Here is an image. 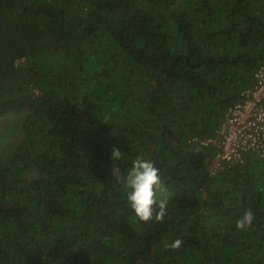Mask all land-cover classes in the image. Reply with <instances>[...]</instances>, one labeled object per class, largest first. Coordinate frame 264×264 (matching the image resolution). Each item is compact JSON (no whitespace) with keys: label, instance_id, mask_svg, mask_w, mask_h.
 <instances>
[{"label":"trees","instance_id":"1","mask_svg":"<svg viewBox=\"0 0 264 264\" xmlns=\"http://www.w3.org/2000/svg\"><path fill=\"white\" fill-rule=\"evenodd\" d=\"M263 64L264 0H0V264H264V153L199 141ZM137 157L163 221L112 175Z\"/></svg>","mask_w":264,"mask_h":264},{"label":"clouds","instance_id":"2","mask_svg":"<svg viewBox=\"0 0 264 264\" xmlns=\"http://www.w3.org/2000/svg\"><path fill=\"white\" fill-rule=\"evenodd\" d=\"M262 66L264 64L259 66L256 73ZM257 84V80L252 85L248 84L242 90L240 99L227 107L222 124L226 123L233 127H249L254 123H264V95L261 97L252 90ZM227 113L230 115L229 118ZM208 137L210 136L204 138ZM121 157L120 149L113 148L111 153L113 164ZM112 175L129 190L127 203L139 221L147 223L164 220L168 201L158 197V193L165 190V184L160 169L154 161L137 157L126 173L117 166L112 168ZM254 218L253 211L248 209L237 220L236 227L240 230H247L252 227ZM181 244L182 240L177 239L166 247L175 250L179 249Z\"/></svg>","mask_w":264,"mask_h":264},{"label":"built area","instance_id":"3","mask_svg":"<svg viewBox=\"0 0 264 264\" xmlns=\"http://www.w3.org/2000/svg\"><path fill=\"white\" fill-rule=\"evenodd\" d=\"M256 77L258 84L252 90L262 97L264 95V66L258 70ZM219 138H222L224 142H217ZM199 141L205 145L215 144L216 147L221 148L218 153L220 157L239 162L243 160V152L250 148L264 153V123H254L249 127H233L223 123L217 138H202Z\"/></svg>","mask_w":264,"mask_h":264},{"label":"rangeland","instance_id":"4","mask_svg":"<svg viewBox=\"0 0 264 264\" xmlns=\"http://www.w3.org/2000/svg\"><path fill=\"white\" fill-rule=\"evenodd\" d=\"M227 116H228V118H229V116H230L229 113H227ZM226 121H228V120L226 119ZM217 137H218V135H217ZM217 137H216V138H217ZM208 138H213V137H208ZM208 138H207V139H208ZM217 142H219V143H223L224 141H223L222 138H219V139L217 140ZM214 145H215V144H214ZM215 146H216V145H215Z\"/></svg>","mask_w":264,"mask_h":264}]
</instances>
